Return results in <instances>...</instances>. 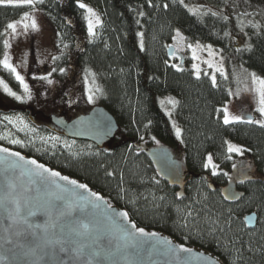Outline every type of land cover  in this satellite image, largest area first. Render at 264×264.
Segmentation results:
<instances>
[{
    "label": "trees",
    "instance_id": "trees-1",
    "mask_svg": "<svg viewBox=\"0 0 264 264\" xmlns=\"http://www.w3.org/2000/svg\"><path fill=\"white\" fill-rule=\"evenodd\" d=\"M81 2L97 8L102 16L98 39L89 36L85 9L77 0L36 3L56 35V59L47 77L52 81L50 104L54 106V99L59 104L47 105V110L58 109L67 119L80 114L82 105H87L84 81L89 77L100 88L99 104L115 117L118 131L102 146L75 140L89 152L12 148L86 183L110 204L123 208L139 228L160 231L186 248L207 250L222 264H264V126L244 121L224 124L228 79L218 75L213 83L208 74L195 75L189 65L176 68L167 54L175 30H180L188 43H209L225 59L264 78V0ZM32 7L0 4V60L8 23L30 14ZM212 11L218 15L212 16ZM236 33L244 38L242 46L232 41ZM0 69L16 81L2 64ZM28 71L29 78L33 73L35 78L37 69L30 66ZM166 95L176 98L175 124L160 103ZM175 126L181 130L179 136ZM227 140L243 146L253 167L235 182L239 197L234 201L222 194L230 181L229 170L213 174L203 166L209 154L231 160L224 157ZM157 141L181 155L184 179L178 186L163 181L146 154V148L157 147ZM250 212L257 214L252 229L244 222Z\"/></svg>",
    "mask_w": 264,
    "mask_h": 264
},
{
    "label": "water",
    "instance_id": "water-1",
    "mask_svg": "<svg viewBox=\"0 0 264 264\" xmlns=\"http://www.w3.org/2000/svg\"><path fill=\"white\" fill-rule=\"evenodd\" d=\"M173 52L174 46L168 45V56ZM47 118L68 138L98 146L109 142L119 127L115 117L101 104L71 119L54 113ZM0 147L19 152L24 160L35 159L59 172L60 177H68L63 180L49 173H44L43 177L29 174L28 169L35 166L25 165L18 157L0 152L3 158L0 162V264H217V261L222 264L216 255L199 247H184L191 251H181V245L174 238L160 231L145 230L146 234L156 235L141 236L132 227L137 225L129 215H120L126 212L123 208L110 204L99 193L102 199L97 200L91 195L96 192L86 183L16 149L2 144ZM146 154L163 181L170 186L182 183L183 165L175 153L167 147H147ZM17 161L20 166L13 167ZM250 170V167H242L234 172L232 180L222 189L226 200L234 201L239 197L235 181L246 177ZM72 180L77 183L71 184ZM80 184L87 188H80ZM9 185H14L11 197L7 195ZM57 196L62 199L57 200ZM12 200L20 203L19 216ZM29 210L35 215H28ZM244 222L248 228H254L256 212L246 214ZM84 224L88 225L87 229L82 227ZM126 232L135 233V239L126 236Z\"/></svg>",
    "mask_w": 264,
    "mask_h": 264
},
{
    "label": "rangeland",
    "instance_id": "rangeland-1",
    "mask_svg": "<svg viewBox=\"0 0 264 264\" xmlns=\"http://www.w3.org/2000/svg\"><path fill=\"white\" fill-rule=\"evenodd\" d=\"M85 4L91 7L99 15L101 20V24L96 25L94 29L95 35H89L95 40L100 38L102 34V16L97 8L90 4ZM224 12L227 14L233 13L228 9H224ZM32 18H35L37 21L38 28L36 30H33L30 26ZM14 22H19L17 23V30L13 33L11 29H7L8 46L5 48L3 58L5 54L8 55L10 63L16 67L17 71L24 77L25 83L28 84L29 93L24 92L23 86L15 79L13 73L11 74L14 77L13 80H16L15 82L7 78L0 69V79H2L17 95L23 97V99L17 100L15 97L6 93L3 87L0 86V141L8 144V147L11 148L13 145L24 146L25 148L34 147L39 151L51 153L68 152L76 154L80 152H89V150H91L90 148H86L82 144L79 145L74 139L68 138L61 129L57 128L47 119V116L52 113L56 115L60 114L58 113V109L56 111L55 108L51 111L47 110V105L56 107L59 103L54 99L52 100L54 106L50 104V99L52 97L51 85L46 82L47 80L41 79V77L48 75V68L56 51V35L51 23L36 4L32 7L28 18H24L23 16L11 23ZM24 23L29 24L27 31L24 29ZM177 31L179 32V36L177 35ZM232 41L236 47H239L242 46L244 38L240 33H236L233 35ZM169 45L174 46L173 55L170 56L169 59V62L174 67L181 68L189 65L195 75L205 73L208 74L211 79L213 76H215L216 79L218 75L228 79L229 97L222 106L223 116L224 109L227 108L230 115L243 116L244 120L242 121H246L247 116H251L254 120L264 119L258 111L259 93L255 90L258 85L253 83L251 75L254 72L245 69L238 62L230 61L227 58L225 59L219 49L209 43H188L180 30H175L173 39ZM189 45L192 47H189ZM30 66L37 69L35 78V73L30 75V77L33 78L32 80L29 78L28 69ZM255 75L260 79H264L256 73ZM86 78L87 79L84 81V93L87 105H82L84 108L81 113H85L92 106L99 104L98 98L100 96V88L92 78ZM35 79H39V81L34 83L33 81H35ZM46 84L49 85L48 88ZM29 94L31 96L30 99L27 98ZM90 94L93 95V100L91 102L88 101V96ZM73 100L71 97L69 98V101L72 102ZM170 101L176 102L175 96L166 95L160 99L165 113L172 123L175 124L172 112L176 103L173 104ZM22 106L28 109L30 113L28 114V112H25L26 114L24 115L22 112L6 111L8 108L16 110L14 108H22ZM32 111H34L35 114H31ZM5 117L11 119H5ZM21 119L23 123L20 122ZM176 128L178 127L175 126V129ZM12 140H19L21 143L13 144L11 143ZM155 144L158 147H164L158 141ZM229 144L240 147L241 151L229 153ZM226 152V156L224 157L231 160H225L223 157L209 154L212 156L213 163L217 166L215 173L218 170L227 168L229 170L228 174L230 180H232L233 169L240 165L250 167L252 169L250 171L253 172V167L250 165V158L245 156L246 152H244V148L240 143L227 140ZM175 154L176 157L181 159L180 154ZM209 155H207V157ZM209 168H211L210 171L213 172L211 165Z\"/></svg>",
    "mask_w": 264,
    "mask_h": 264
},
{
    "label": "snow or ice",
    "instance_id": "snow-or-ice-1",
    "mask_svg": "<svg viewBox=\"0 0 264 264\" xmlns=\"http://www.w3.org/2000/svg\"><path fill=\"white\" fill-rule=\"evenodd\" d=\"M40 2H42V0H0V4H5V3H7V4H24V5H29V6H34L36 3H40ZM180 2L183 3L184 0H180ZM77 4H78V6L81 9H85L86 10L85 19L87 20V30H88L89 35L90 36L91 35H95L94 29H95L96 25L101 24V20H100L99 15L91 7H89L85 3H82L81 0H77ZM167 6H168L167 4L164 5V7H167ZM190 11H194V12L198 13L199 9H190ZM209 11H211V10L209 9ZM140 15H144V13L141 12ZM211 15L212 16H217L218 13L215 12V11H212ZM28 17H29V13L25 12L24 13V18H28ZM223 19L227 20L228 17L224 16ZM17 23H19V22L8 23L7 28L11 29L12 32L15 33L16 30H17ZM23 26H24L25 31H27L28 28H29V24L28 23H24ZM30 26H31V28L33 30H36L38 28V24H37V21H36L35 18L31 19V25ZM140 35H143V34L141 33ZM177 35L179 36V32L178 31H177ZM225 35L227 36L228 33L225 32ZM4 43H5V46L7 47L8 46V41L6 40ZM141 46H143V45H141ZM189 47H192V46L189 45ZM52 59L55 60L56 57H52ZM0 64H2L5 69H8L11 73H13L15 75V79L17 81H19L20 84L23 86L24 92L25 93H29L28 84L25 83L24 77L17 71L16 67H14L12 63H10V59H9L7 54H5L3 60H0ZM194 67H195V65H194ZM53 71H55V69H53ZM63 71H64V69L61 68L60 72H63ZM251 75H252L253 83L258 85V87L255 89L256 92L259 93L258 111H259L260 115L262 117H264V79H260L259 77H257L255 75V73H252ZM41 79L47 80V82L49 84L52 83V81L50 79H48L47 76L41 77ZM212 80H213V83H215V76L212 77ZM0 86H2L4 91L6 93H8L10 96L15 97V99H17V100L23 99V97L17 95L14 91H12V89L9 88V86L2 79H0ZM27 98L28 99L31 98L30 94L27 96ZM92 100H93V95L90 94L88 96V101L91 102ZM170 102L173 103V104L176 103L175 101H170ZM5 119H11V118L5 117ZM242 120H244L243 116L230 115L229 112H228V109L227 108L224 109V116H223V123L224 124L227 125V124L232 123L233 121H242ZM20 122L23 123L22 119H21ZM244 122H246V123H255V124H259L261 126H264V119H256V120H254L251 116H248L247 120L244 121ZM180 132H181V130L179 128H176L177 136L180 135ZM53 139H57V138H53ZM153 139H155V137H153ZM11 143L18 144V143H21V141L12 140ZM240 151H241L240 147H238L236 145H233V144H229L228 145V152L229 153H231V152H240ZM0 152L8 153L11 156L18 157L19 161H24L25 165H33V166H35L34 168H29L28 169L29 174H33V175H37V176L43 177L44 173H49L51 177H60V173L59 172L52 171L51 169L46 168L43 164L38 163L35 159L24 160V157H22L19 152H11L10 149L3 148V147H0ZM2 159L3 158H0V162H2ZM19 161L15 162L12 166L13 167L20 166L19 165ZM210 165L213 168V174H215V169H216L217 166L213 163V159H212L211 155H209L207 157V162L203 166L205 168H208ZM60 178L63 179V180H68V177H66V176L60 177ZM53 183H54V181H53ZM70 183L75 185L77 182L75 180H72V181H70ZM78 186L80 188H87V185H85V184H80ZM12 188H14V185H9L10 191L7 194L9 197L12 196V192H11ZM91 195L95 196L97 198V200L102 199V197H100V195L98 193H92ZM56 199L60 200V199H62V197L57 196ZM11 202L16 205V208H15L16 215L19 216L20 215V207H21L19 201L18 200H12ZM28 215L34 216L35 212L29 210ZM120 215H122L124 217H127L128 213L127 212H123ZM10 218H11V214H10ZM21 219H25V218L21 217ZM36 227H39V225H37ZM82 227L84 229H87L88 225L84 224V225H82ZM132 227L135 228V232L139 233L141 236H143V235H156V233H147L146 234L144 228L136 227L134 224L132 225ZM126 236L131 237L133 240L135 239V233L126 232ZM49 243H56V241H49ZM60 250L64 251V248L61 247ZM180 250L181 251H185V252H190L191 251V249H186L183 246H181ZM77 251H79V250H77ZM217 264H219V261H217Z\"/></svg>",
    "mask_w": 264,
    "mask_h": 264
},
{
    "label": "flooded vegetation",
    "instance_id": "flooded-vegetation-1",
    "mask_svg": "<svg viewBox=\"0 0 264 264\" xmlns=\"http://www.w3.org/2000/svg\"><path fill=\"white\" fill-rule=\"evenodd\" d=\"M14 109H16V110H13V109L8 108V109H6V111H17V112H22L24 115L26 114L25 112H28V109H26V108L23 107V106H22V108H21V107H18V108H14ZM20 109H21V110H20ZM31 110H32V109H31ZM29 113H30V111L28 112V114H29ZM31 114H35V112L32 111ZM60 114H61V113H60ZM246 115H248V114H246ZM242 167H245V165H240V166L234 168L232 174H234L235 171L239 170V169L242 168ZM239 178H241V177H239ZM239 178H238V179H239ZM238 179H237V180H238ZM237 180H236V181H237ZM236 181H235V182H236Z\"/></svg>",
    "mask_w": 264,
    "mask_h": 264
}]
</instances>
